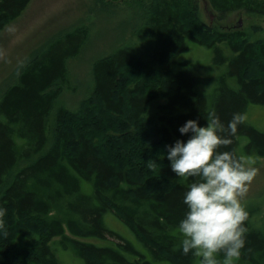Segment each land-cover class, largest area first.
<instances>
[{"label": "trees", "instance_id": "16d2710c", "mask_svg": "<svg viewBox=\"0 0 264 264\" xmlns=\"http://www.w3.org/2000/svg\"><path fill=\"white\" fill-rule=\"evenodd\" d=\"M30 2L0 0V33ZM208 2L220 20L237 11L264 17V0ZM200 7V0H151L135 33L144 41L141 51L127 43L93 64V95L109 119L124 120L115 131L131 132L120 142L130 138L139 143L131 149L144 157L140 176L103 156L88 131L73 137L69 121L75 114L61 110L53 127L58 97L74 89L69 61L87 43L89 28H76L29 60L18 82L0 98V211L14 217L10 225L0 216V264H66L69 256L73 264H200L201 258L174 250L182 239L178 226L193 178L175 176L167 146L187 142L191 133L182 135L179 128L189 120L205 127L208 114L215 112L226 127L233 114L247 116L251 105L264 106V76L247 74L252 64L264 67V40L243 44L233 33L203 25L214 33L213 40L204 43L182 19L188 8L202 24ZM193 45L212 50V61L190 57ZM127 69L153 72L156 84L167 87L142 93L130 79L122 91ZM160 95L164 104L156 117H148L149 105ZM99 115L92 112L86 119L104 124ZM105 138L116 142L109 134ZM231 139L220 152H232L245 166L246 159L264 157V132L247 119ZM149 160L156 163L154 169L148 167ZM242 207L248 213L245 244L232 264H264V215L254 206ZM115 212L135 237L108 225V216ZM217 259L222 264L223 254Z\"/></svg>", "mask_w": 264, "mask_h": 264}, {"label": "rangeland", "instance_id": "374dc122", "mask_svg": "<svg viewBox=\"0 0 264 264\" xmlns=\"http://www.w3.org/2000/svg\"><path fill=\"white\" fill-rule=\"evenodd\" d=\"M150 3L151 0H31L22 14L15 20L8 21L0 33V98L8 88L18 82L29 60L43 51L51 42L80 26H87L90 31L87 43L79 55L69 61L74 89H66L58 97L52 115L53 127L55 129L61 110L66 109L69 113L75 114V120L69 121L73 137L78 138L80 134L88 131L87 133L96 137L95 140L100 145V153L109 161L122 168H131L135 176L142 175V168L139 164L143 162L141 160L144 157L138 158L135 149H131L133 146L137 148L139 143L130 142V138L125 144L120 142L123 136L131 132L126 133L128 129L115 131L114 129H118V124L124 120L116 122L113 117L109 119L93 95L92 67L96 61L112 54L127 43H134L141 51L140 44L144 41L135 33L144 22L143 15ZM200 4L202 24L188 8L183 11L182 19L192 34L200 37L204 43H210L214 37L212 31H205V25L212 30L217 28L221 32L233 33L236 35L235 40L239 42L241 39L243 44L245 42L256 44L264 40V17L237 11L220 20L218 13L212 10L208 0H200ZM189 56L210 63L213 59V52L200 45H193ZM147 59L151 61V57L147 56ZM151 68L155 67L151 66ZM247 74L249 77H262L264 67L261 63L252 64ZM122 75L120 88L122 91L130 86V79L134 81L133 85L135 83L140 87L142 93L161 91L167 87L162 82L156 84L153 72L144 73L136 69H127ZM164 102L165 100L160 95L150 104L148 117H156L159 113V106ZM92 112L100 114L104 124L98 125L95 119L87 120L86 117ZM246 119L251 125L264 131V106L251 105ZM125 127L130 128V125L126 124ZM95 128L97 131H94ZM137 131L139 130L136 128L133 132L137 133ZM108 134L116 142L113 144L108 142L105 138ZM159 154L162 156L163 153ZM246 164V167L257 169V174L248 185L246 195L240 198V203L242 206H254L257 213L264 215V157L257 160L246 159ZM2 189L3 186L0 187V191ZM10 213L7 210L4 211L1 219L12 225L14 217ZM107 222L111 228L119 230L128 237H135L136 233L133 228L128 229L129 226L122 222L116 212L108 216ZM19 231H16L14 235ZM65 263L73 264L71 256L65 258ZM158 264L176 263L167 261Z\"/></svg>", "mask_w": 264, "mask_h": 264}, {"label": "clouds", "instance_id": "9594fccd", "mask_svg": "<svg viewBox=\"0 0 264 264\" xmlns=\"http://www.w3.org/2000/svg\"><path fill=\"white\" fill-rule=\"evenodd\" d=\"M245 120L246 114L235 113L225 127L211 112L205 127L189 120L179 128L182 135L191 133L187 142L177 140L174 146H167L166 158L175 176L193 178L183 199L187 211L178 226L182 239L174 250L201 258L200 264H221L217 259L221 253L222 264H232L245 244L243 224L248 213L240 198L248 192L257 169L246 167L230 151H219L232 144L231 137ZM147 163L149 168L155 167L153 160Z\"/></svg>", "mask_w": 264, "mask_h": 264}, {"label": "bare ground", "instance_id": "6f19581e", "mask_svg": "<svg viewBox=\"0 0 264 264\" xmlns=\"http://www.w3.org/2000/svg\"><path fill=\"white\" fill-rule=\"evenodd\" d=\"M262 131V130H261ZM264 132V131H263ZM65 261V260H64Z\"/></svg>", "mask_w": 264, "mask_h": 264}]
</instances>
